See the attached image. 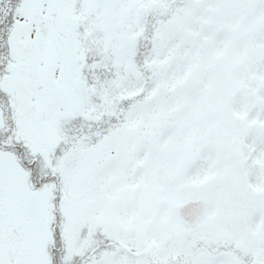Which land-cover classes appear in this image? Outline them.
Here are the masks:
<instances>
[{"label": "snow or ice", "instance_id": "obj_1", "mask_svg": "<svg viewBox=\"0 0 264 264\" xmlns=\"http://www.w3.org/2000/svg\"><path fill=\"white\" fill-rule=\"evenodd\" d=\"M0 264H264V0H0Z\"/></svg>", "mask_w": 264, "mask_h": 264}]
</instances>
